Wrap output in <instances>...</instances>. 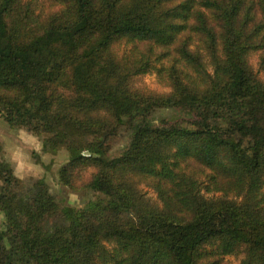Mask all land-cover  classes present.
Segmentation results:
<instances>
[{"label": "trees", "instance_id": "1", "mask_svg": "<svg viewBox=\"0 0 264 264\" xmlns=\"http://www.w3.org/2000/svg\"><path fill=\"white\" fill-rule=\"evenodd\" d=\"M52 1L39 23L0 0V117L105 198L60 205L0 161V264H264V0ZM150 71L167 92L135 86Z\"/></svg>", "mask_w": 264, "mask_h": 264}, {"label": "rangeland", "instance_id": "2", "mask_svg": "<svg viewBox=\"0 0 264 264\" xmlns=\"http://www.w3.org/2000/svg\"><path fill=\"white\" fill-rule=\"evenodd\" d=\"M26 1L33 9L34 16L39 23L46 21L53 12L58 11L61 7L52 0ZM123 48L128 47H122L119 51L121 55L124 53ZM261 55H264V49L253 51L248 60L254 71L264 80V62H261ZM135 86L139 90L158 94L168 91L158 82L157 75L153 71L139 75L136 78ZM156 114L179 118V113L172 110H159ZM43 139L44 134H35L25 128L10 127L0 117V161H5L10 165L14 176L21 181L22 186L40 179L44 181L48 192L56 198L60 205L73 208H84L105 198L104 195L86 187L91 168L81 170V175L77 176L72 185H65L60 179V169L69 160V152L65 147L59 148L54 153L44 151ZM125 144L124 134L115 137L110 144V155H118ZM1 184L0 182V186ZM142 190L150 200L157 202V196L152 188L142 186ZM3 225L4 215L0 211V228ZM241 258V254H234L224 256L222 260L223 264H240Z\"/></svg>", "mask_w": 264, "mask_h": 264}]
</instances>
